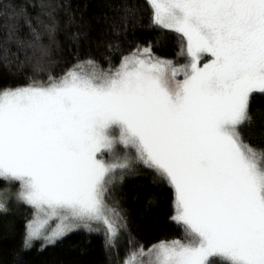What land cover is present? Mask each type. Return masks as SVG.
I'll return each instance as SVG.
<instances>
[{"label": "snow or ice", "instance_id": "6c2138e0", "mask_svg": "<svg viewBox=\"0 0 264 264\" xmlns=\"http://www.w3.org/2000/svg\"><path fill=\"white\" fill-rule=\"evenodd\" d=\"M148 2L153 23L184 38L186 64L138 48L114 71L87 60L47 83L0 90V180L18 183L16 199L34 210L25 247L92 224L116 247L125 224L106 198L132 163L116 155L122 145L174 190L172 219L184 229L183 239L141 245L123 264H264V151L238 130L251 119V94L264 93V0ZM40 8L35 17L13 12L7 38L46 61L55 20L50 3ZM17 17L30 39L19 37Z\"/></svg>", "mask_w": 264, "mask_h": 264}, {"label": "trees", "instance_id": "16d2710c", "mask_svg": "<svg viewBox=\"0 0 264 264\" xmlns=\"http://www.w3.org/2000/svg\"><path fill=\"white\" fill-rule=\"evenodd\" d=\"M52 6L55 31L45 35L50 49L46 61H38L32 50L20 48L7 38L13 12L24 10L35 17L41 0H5L0 7V90L27 86L33 81L47 83L74 65L92 60L107 69L119 67L125 56L138 48H150L152 55L185 64L186 42L171 29L153 23L148 0H44ZM20 22L19 37L30 39ZM46 22H47V18ZM251 119L239 126L243 141L264 151V93L249 98ZM120 170L110 186L107 203L123 217L124 229L116 249L106 246L103 227L73 230L55 243L25 247L26 217L0 212V264H122L124 257L141 245L149 248L160 241L183 239L184 229L174 216V190L154 170L135 161ZM99 229V230H95ZM213 264H222L214 258Z\"/></svg>", "mask_w": 264, "mask_h": 264}, {"label": "rangeland", "instance_id": "374dc122", "mask_svg": "<svg viewBox=\"0 0 264 264\" xmlns=\"http://www.w3.org/2000/svg\"><path fill=\"white\" fill-rule=\"evenodd\" d=\"M153 56L159 58L157 55H153ZM211 59H212V57H211L210 54H206V55L202 56L201 57L200 66L202 67L203 64L208 63ZM174 65L181 66V65H184V64H174ZM97 66H98L99 70H102V71H108V70H113L114 71L115 70V69L103 68L100 65H97ZM177 79H181L182 80L183 76L180 75V76L177 77ZM11 88H16V87H11ZM6 89H8V88H6ZM125 152H127V155L129 156V158H132L135 155L134 150H126L122 145H118L116 147V155L117 156L123 157ZM104 159L105 160H110L111 159V157L109 156V154L107 152H105V154H104ZM119 177H120V170H117L116 179L114 180L113 184L117 180H119ZM18 189H19V184L18 183H6L3 180H0V199H3V200L6 201V211H2V212L9 213V214H14V215H17V216L26 217V226H27L28 222L33 219V211L34 210L30 206H28L25 203H23V202H21V201L16 199L15 194L18 191ZM4 193H6V195H3ZM174 215H175V211H174ZM57 223H58V221L55 220V219L50 221L49 225L47 226L48 231H51L53 228H55ZM99 226L104 228L103 225L92 224V228H96V227H99ZM79 228H86V227L81 225L79 227H76L73 230H76V229H79ZM119 241H120V239L118 237V239L116 241V247L114 249H116L117 246L119 245ZM33 243H37V245H39L40 247H44L46 245L52 244V243H46V241L44 239H36V240L31 241V244H33ZM144 249H145V251H147L148 248H144ZM125 257H124V259H125ZM123 262H124V260H123Z\"/></svg>", "mask_w": 264, "mask_h": 264}]
</instances>
